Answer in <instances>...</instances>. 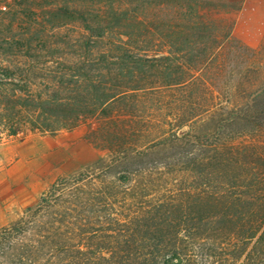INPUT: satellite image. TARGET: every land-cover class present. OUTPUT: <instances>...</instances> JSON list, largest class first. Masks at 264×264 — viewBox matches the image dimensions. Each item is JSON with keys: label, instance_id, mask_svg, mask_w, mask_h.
I'll list each match as a JSON object with an SVG mask.
<instances>
[{"label": "trees", "instance_id": "obj_1", "mask_svg": "<svg viewBox=\"0 0 264 264\" xmlns=\"http://www.w3.org/2000/svg\"><path fill=\"white\" fill-rule=\"evenodd\" d=\"M131 3L105 10L73 0L53 14L57 28L76 26L82 33L66 45L69 61L50 64L56 53L23 50L16 56L32 64L0 65V134L16 136L29 127L53 135L84 119L112 122L120 111L137 113L145 100L158 106L150 96L189 84L194 102L167 105L178 115L176 130L161 140L141 116L138 132L129 126L132 119L101 126L93 135L108 158L58 181L36 206L1 228L0 264H197L200 244L217 236L230 245L238 240L231 254L238 264H264V158L247 162L245 149L232 152L223 142L233 127L251 122L247 112L259 110L256 118L264 119V87L232 113L228 97L216 103L228 93L208 78L226 71L218 63L225 50L259 55L264 41L251 49L233 37V25L219 33L192 20L186 32V25L171 27L165 20L159 40L165 56H150L153 34ZM135 137L147 143L135 146ZM164 151L165 169L189 166L173 180L178 191L141 208L150 190L138 188L137 179L147 176L137 175L164 160ZM235 170L244 176H232Z\"/></svg>", "mask_w": 264, "mask_h": 264}, {"label": "rangeland", "instance_id": "obj_2", "mask_svg": "<svg viewBox=\"0 0 264 264\" xmlns=\"http://www.w3.org/2000/svg\"><path fill=\"white\" fill-rule=\"evenodd\" d=\"M72 1L0 0V65L13 68L32 64L33 61L16 56L15 53L23 50L37 52L39 55L43 54V49L47 53H56L55 59L48 61L50 64L69 61L66 45L81 32L76 26L57 28L53 14L57 9L71 6ZM76 1L87 8L98 4L102 6L98 8L106 7L105 10L111 4L115 8L126 9L133 2L131 9L138 11L136 13L146 21L153 34L154 51L150 56L157 51L165 56V43L159 41L165 36V20L171 27L186 25V32L192 20L202 19L215 29L219 28V33L233 25V37L251 49H257L264 41V0ZM176 31L182 29L177 28ZM7 50L12 52L10 56L5 55ZM218 63L226 64V71L215 70L208 78L212 79L211 84L218 83L221 92L228 94L225 97L221 95L216 103L223 104L228 97L232 113L238 112L249 95L264 87V51L254 55L240 49L225 50ZM150 97L158 102V106L145 100L137 113L120 111L112 122L98 118L84 119L77 128L53 135L32 132L29 127H25L16 136L0 134V229L18 219L26 208L36 206L58 181L79 175L97 160L108 158V152L101 149L103 145L93 135L101 126H124L132 119L133 125L129 126L138 132L144 120L150 127L156 128L155 139H162L168 131L176 130L178 115L174 111L171 115L172 111L167 105L178 100L194 102V86L189 84L181 91H164ZM257 114L262 113L259 110L256 113L247 112L246 119L251 122L240 123L223 138L224 146L231 148L232 152L245 149L247 162L250 163L256 160V156L264 158V119H257ZM132 141L135 146L147 143L137 137ZM163 153L164 160L157 161L150 170L137 175L147 176L144 180L137 179L138 188L146 186L150 190L145 191L148 197L143 201L144 204L139 205L141 208L164 202L171 190L180 188L173 186V180H180L181 171L189 166L176 164L165 169V154L168 152ZM230 172L232 176L242 175L240 171ZM96 174L100 176L101 172L96 171ZM237 241L234 239L232 243ZM233 244L223 242L220 236L207 240L197 249V264H238V261L231 258Z\"/></svg>", "mask_w": 264, "mask_h": 264}]
</instances>
